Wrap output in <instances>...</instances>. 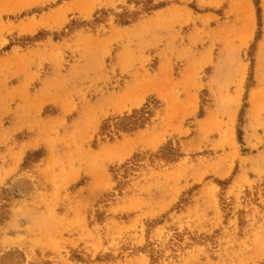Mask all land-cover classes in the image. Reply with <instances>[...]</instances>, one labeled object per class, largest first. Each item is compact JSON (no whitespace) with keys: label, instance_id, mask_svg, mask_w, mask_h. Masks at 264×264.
Wrapping results in <instances>:
<instances>
[{"label":"rangeland","instance_id":"374dc122","mask_svg":"<svg viewBox=\"0 0 264 264\" xmlns=\"http://www.w3.org/2000/svg\"><path fill=\"white\" fill-rule=\"evenodd\" d=\"M0 264H264V0H0Z\"/></svg>","mask_w":264,"mask_h":264},{"label":"trees","instance_id":"16d2710c","mask_svg":"<svg viewBox=\"0 0 264 264\" xmlns=\"http://www.w3.org/2000/svg\"><path fill=\"white\" fill-rule=\"evenodd\" d=\"M148 107V106H147ZM147 107H144L143 109H142V114H141V116L140 117H137L136 115H129L128 117L129 118H133V117H137V118H135L134 120L135 121H132L133 122V124H135V125H142V123H144V121H145V119L147 118L146 116V114H150L151 113V110L150 109H148ZM147 109V110H146ZM137 112V111H136ZM127 115H125V117H126Z\"/></svg>","mask_w":264,"mask_h":264}]
</instances>
